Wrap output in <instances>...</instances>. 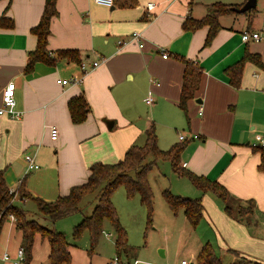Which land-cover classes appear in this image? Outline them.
I'll return each instance as SVG.
<instances>
[{
	"label": "crops",
	"instance_id": "obj_1",
	"mask_svg": "<svg viewBox=\"0 0 264 264\" xmlns=\"http://www.w3.org/2000/svg\"><path fill=\"white\" fill-rule=\"evenodd\" d=\"M122 1L107 7L92 0H56L47 49L51 55L59 49H76L81 61H100L81 76L79 63L66 58L55 65L38 61L25 72L28 52L36 44L30 30L41 16L44 0H0V16L13 22L0 26V104L3 88L12 81L15 108L22 111L20 118L0 115V169L8 188L22 184L32 196L54 200L84 182L93 162L122 158L151 124L174 128L172 145L180 142L177 128L185 123L199 140L190 142L184 135L187 143L180 164L223 184L231 205L252 200L264 210V174L257 169L260 155L251 147L255 134L264 132V68L246 62L238 87L230 84L224 71L245 51L258 53L264 64V0L260 6L256 0L259 7L254 11L220 15L221 28L208 46L203 45L208 26L184 30L183 21L202 18L213 3L238 7L246 0H133V5L120 6ZM150 2L154 6L147 9ZM133 32H139L141 39L132 38ZM244 32H257L260 39L244 41ZM184 59L201 69L198 90L187 102L188 121L178 107ZM62 79L68 82L62 84ZM80 93L89 111L84 121L72 123L67 102ZM149 94L153 103L144 117L136 105L145 104ZM170 119L179 123H169ZM50 126L58 130L56 139L50 137ZM25 154L35 155L37 170L26 171ZM171 189L177 195L200 197L202 215L216 226L222 249L248 256L240 249L258 239L248 234L243 241L234 239L231 230L244 235L243 221L228 216L212 193L181 180L175 187L171 183ZM13 202L21 205L26 200L16 197ZM73 252L72 244L71 264ZM2 254L0 249V264L13 263L5 262Z\"/></svg>",
	"mask_w": 264,
	"mask_h": 264
},
{
	"label": "trees",
	"instance_id": "obj_2",
	"mask_svg": "<svg viewBox=\"0 0 264 264\" xmlns=\"http://www.w3.org/2000/svg\"><path fill=\"white\" fill-rule=\"evenodd\" d=\"M133 0H123L118 3L120 6L133 5ZM115 4V0H113ZM230 6L216 2L212 4V10L202 18H188L182 23L184 30H196L204 25L208 26V31L204 39V46H208L214 39L216 33L221 28L219 16L225 13H235ZM240 7V6H238ZM250 10H255L251 8ZM56 0H44V6L41 16L36 25L31 28V32L36 36L35 47L28 52V61L24 71L29 72L38 61L49 65H55L61 58L69 61L81 62L79 51L76 49H59L54 55H51L47 49V39L50 33L49 25L52 17L56 15ZM11 19L0 16V26H11ZM246 62H251L258 68H264L261 56L258 53L245 51L244 55L235 63L225 68V74L229 77L230 84L234 87L240 85L244 66ZM185 69L183 82L178 100V107L183 111L186 120L187 102L195 97L198 90L201 76L200 67L190 59H184ZM68 111L72 123H80L86 119L89 111V105L85 96L80 93L72 96L68 102ZM145 140L143 144H131L122 158L115 162H93L89 166V174L82 183L70 187L65 194L58 195L54 200H44L37 196H32L20 184L17 190L19 201L31 199L38 212L43 214L51 221H55L63 216L80 211L82 200L97 192V203L92 209L90 215L84 216L73 227L74 237H78L84 230L90 234L92 249L98 240L103 229L104 220H108L115 234L114 246L117 255H121L127 248V233L121 225L116 209L112 203L111 195L115 188L122 185L128 197L137 195L140 203L147 209V219L151 221L153 210L152 199L153 192L148 181V171L158 159L166 160L170 163L173 171L180 176H186L190 183L200 189L202 192L212 193L220 202L226 214L237 221H244L247 215L252 213L255 204L252 200L247 203L230 204V194L227 188L216 180L209 179L204 175H198L180 164V153L186 145V140L175 142L167 149H161L158 146L155 125L151 124L145 131ZM252 150L258 152L260 161L257 169L264 174V144L251 145ZM152 155L153 159L145 162V158ZM14 192L10 191L6 184L4 171L0 169V231L4 221L9 214L15 217L14 227L20 231L21 246L24 249L26 262L32 257V248L34 238L38 234L42 239H46L49 245L47 254V264H71L70 242L67 241L63 232L47 228L40 225L36 220L28 218L26 209L21 205H16L12 199ZM162 196L168 208L176 213L180 208L187 221L195 226L202 218L203 203L200 197L192 198L172 193L168 188L162 191ZM235 209V211H234ZM246 215V216H245ZM236 258L230 264H264L263 261L252 259L242 255L236 250H231ZM197 264H222L220 258L215 254L212 246L207 242L201 245L195 255Z\"/></svg>",
	"mask_w": 264,
	"mask_h": 264
},
{
	"label": "rangeland",
	"instance_id": "obj_3",
	"mask_svg": "<svg viewBox=\"0 0 264 264\" xmlns=\"http://www.w3.org/2000/svg\"><path fill=\"white\" fill-rule=\"evenodd\" d=\"M261 2L262 0H259V6ZM259 6L256 7L258 8ZM137 108L144 117H147L145 115L150 112L151 105L138 103L136 105ZM169 123L176 125L175 123L179 122L175 119H170ZM155 126L158 146L161 149L169 148L173 142L172 139L175 137V129L162 128L157 124ZM177 129L179 133L187 134L186 136L189 135L188 137L191 138L190 142H192V139L194 141L199 140L197 137L192 138L194 133L188 131L187 124L184 123L182 128L178 127ZM159 132L161 136H159ZM144 140L145 136L140 135L134 143L141 145ZM152 159L153 156L148 155L145 158V162H149ZM180 180L193 186L186 176H179L173 173L168 161L161 159L155 161L148 171V181L153 192V210L150 222L147 219V209L140 203L137 195L128 197L122 185L114 189L111 200L118 214L119 221L127 233V248L123 252L124 254H121L122 259H128L131 263L136 259L138 261L137 264H179L180 260L184 258L192 261L193 264H197L194 258L200 249L199 244L207 242L212 246L222 264H230L236 258L234 253L222 249L218 241L219 235L216 226L211 221H208L207 218H204V214L199 222L192 226L185 219L186 217H184L181 208L176 213H173L168 208L163 199L162 191L168 188L169 191L177 194V192H173L176 190L171 189V183L175 187V181L178 182ZM97 195V192H95L86 196L80 203V211L63 216L55 221L49 220L38 212L35 203L31 199H26L24 204H20L26 209L28 218L36 220L42 226L64 233L67 241L73 244V264H108L109 258L116 254L114 246L115 234L108 220H104L102 232L92 249L90 248L91 240L88 230H84L78 237L73 235L74 225L84 216L90 215L97 203ZM179 195L194 197L193 194ZM13 220L8 216L0 231V249L3 252L8 251L10 256L15 253L18 245L21 244L20 231L15 230L12 225ZM240 225L243 226L244 235L241 230L237 232H234L236 230H231L234 239L243 241L247 234L258 239L257 242H248V245L243 246V249L240 250L252 259L264 261V210L258 204L257 208L255 205L254 211L248 214ZM32 250L33 257L29 264H44L49 251L47 240L42 239L37 234L34 238ZM9 262L12 263V261Z\"/></svg>",
	"mask_w": 264,
	"mask_h": 264
},
{
	"label": "built area",
	"instance_id": "obj_4",
	"mask_svg": "<svg viewBox=\"0 0 264 264\" xmlns=\"http://www.w3.org/2000/svg\"><path fill=\"white\" fill-rule=\"evenodd\" d=\"M92 1H94L97 4L107 6V7L113 5V0H92ZM153 6L154 4L150 2L147 4V9H151ZM131 37L134 39H141V34L139 32H133L131 34ZM250 38L254 40H259L260 35L257 32H252L251 34L244 32L242 34V40L247 41ZM142 45L143 43L139 44V46H142ZM167 55L168 53L162 50V56L167 57ZM99 62H100L99 60H94L91 64H87L85 61H81L79 63L81 76L87 73L89 70L94 69L96 66H98ZM73 80L77 82L80 80V77H74ZM67 82H68L67 79L61 80L62 84H65ZM145 101L147 104L153 103V98L150 96V94L145 98ZM198 112L199 114L201 113L200 108ZM3 114H6L10 116L11 118H20L22 115V111L15 108L14 82L12 81L7 83V85L3 88L2 93H1L0 115H3ZM57 134H58V130L56 126H50V137L52 139H56ZM196 137L198 136L197 135L192 136V138H196ZM178 138L180 141L186 140V137L182 133H179ZM255 144H264V132L255 134L252 145H255ZM24 162L26 165V171H32V170L39 168V164L36 162L34 154H25ZM17 190L18 189H10V191L15 193L12 201L17 196ZM9 218L11 220L13 219L15 220V217L12 214H9ZM1 257L3 260L12 261L14 264H25L26 262L25 253H24V249L22 246L16 249V252L13 256H10L9 253L5 251L3 252ZM136 263H137V260H134L131 263L128 260L122 259V257L117 254L111 257L110 260L108 261V264H136ZM179 264H193V262L186 260V259H181Z\"/></svg>",
	"mask_w": 264,
	"mask_h": 264
},
{
	"label": "water",
	"instance_id": "obj_5",
	"mask_svg": "<svg viewBox=\"0 0 264 264\" xmlns=\"http://www.w3.org/2000/svg\"><path fill=\"white\" fill-rule=\"evenodd\" d=\"M256 7V0H246L242 6L240 7H235V6H230L229 8L231 10H234L235 12L242 13L250 10L251 8ZM197 102H200V100H196ZM106 124L108 128H111L112 122H109L108 120L106 121Z\"/></svg>",
	"mask_w": 264,
	"mask_h": 264
}]
</instances>
